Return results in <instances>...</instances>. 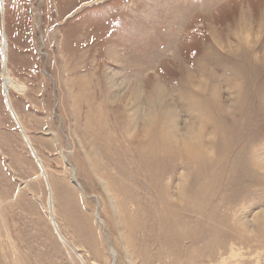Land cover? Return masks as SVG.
I'll list each match as a JSON object with an SVG mask.
<instances>
[{
    "label": "rangeland",
    "instance_id": "rangeland-1",
    "mask_svg": "<svg viewBox=\"0 0 264 264\" xmlns=\"http://www.w3.org/2000/svg\"><path fill=\"white\" fill-rule=\"evenodd\" d=\"M0 264H264V0L0 1Z\"/></svg>",
    "mask_w": 264,
    "mask_h": 264
},
{
    "label": "bare ground",
    "instance_id": "bare-ground-1",
    "mask_svg": "<svg viewBox=\"0 0 264 264\" xmlns=\"http://www.w3.org/2000/svg\"><path fill=\"white\" fill-rule=\"evenodd\" d=\"M1 4L3 5L4 0H0ZM7 52H8V43L7 41L3 38V42H2V55H3V62L4 64H6L7 61ZM6 71V70H5ZM16 82V81H15ZM5 83H6V93L10 87L11 84H15L14 81L12 80V78L9 77V75L5 76ZM9 86V87H8ZM14 86V85H13ZM9 94V93H8ZM10 102V101H9ZM10 108V107H9ZM12 112H14V108L11 109ZM15 114V113H14ZM27 138V137H26ZM29 142V141H28ZM39 160V158H38Z\"/></svg>",
    "mask_w": 264,
    "mask_h": 264
},
{
    "label": "water",
    "instance_id": "water-1",
    "mask_svg": "<svg viewBox=\"0 0 264 264\" xmlns=\"http://www.w3.org/2000/svg\"><path fill=\"white\" fill-rule=\"evenodd\" d=\"M21 131H23V129L21 128Z\"/></svg>",
    "mask_w": 264,
    "mask_h": 264
},
{
    "label": "snow or ice",
    "instance_id": "snow-or-ice-1",
    "mask_svg": "<svg viewBox=\"0 0 264 264\" xmlns=\"http://www.w3.org/2000/svg\"><path fill=\"white\" fill-rule=\"evenodd\" d=\"M193 55H195V53H193Z\"/></svg>",
    "mask_w": 264,
    "mask_h": 264
}]
</instances>
